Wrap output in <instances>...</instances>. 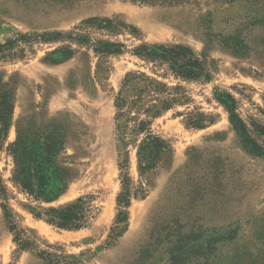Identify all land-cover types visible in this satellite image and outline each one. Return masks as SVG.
<instances>
[{"label":"rangeland","instance_id":"374dc122","mask_svg":"<svg viewBox=\"0 0 264 264\" xmlns=\"http://www.w3.org/2000/svg\"><path fill=\"white\" fill-rule=\"evenodd\" d=\"M95 18L120 26L99 30L84 24ZM237 32L259 53L239 56L220 44L222 36ZM55 34L86 37L92 44L37 40ZM9 41L13 47L0 55V80L15 104L8 135L0 138V178L8 188L14 231L0 200V264H264V135L258 132L264 128V0H0V43ZM102 43L125 45L128 52H96ZM142 45L191 47L207 59L211 83L179 79L167 67L132 55ZM129 74L180 87L187 97L186 104L159 116L146 113L149 98L132 108V117L151 120L154 133L172 146V155L146 176L132 147L134 122L127 125L128 147L118 143L122 122L116 121L115 102ZM215 89L234 96L260 155L245 149ZM136 94L125 93L129 101ZM197 112L215 123L190 127L188 116ZM19 135L29 144L62 135L59 164L73 179L44 207L91 196L90 227L59 230L27 210L30 202L12 182L8 150ZM125 151L137 195L127 226L115 223Z\"/></svg>","mask_w":264,"mask_h":264},{"label":"trees","instance_id":"16d2710c","mask_svg":"<svg viewBox=\"0 0 264 264\" xmlns=\"http://www.w3.org/2000/svg\"><path fill=\"white\" fill-rule=\"evenodd\" d=\"M61 1V0H56ZM133 3L153 5H183L192 3L194 0H123ZM229 2L233 0H227ZM95 29H114L119 27V23L111 19H90L84 23ZM255 27V23H251ZM213 38V35H210ZM22 36L21 40H26ZM71 40L82 45H91L92 39L86 37H74L73 35L55 34L51 36L38 35L37 40L42 42H53L58 40ZM220 44L235 55L247 56L258 54L259 49L247 43L241 33L237 32L230 36H222ZM102 48H95L96 52L108 55H122L128 52L125 45L114 43H102ZM13 47V41L7 44L0 43V55L6 53ZM59 51H56L57 53ZM66 56L72 55L71 51L64 50ZM132 55L150 64L165 66L177 78L185 81H205L211 83L212 75L207 69V59L198 56L191 47L184 45H142L131 51ZM9 85L0 80V138L7 137L14 112L15 95L8 89ZM136 92V99L129 101L125 93ZM172 92V93H171ZM174 92V94H173ZM215 100L220 103L229 114V121L240 137L245 149L253 154L260 155L258 149L262 147L253 139L247 123L237 113V102L230 93L222 92L219 89L214 91ZM150 99V107L146 113L154 112L155 116L161 115L164 111H169L174 105L186 104L187 97L180 87L169 89L158 81L149 79L145 75L129 74L122 82V88L117 96L115 107L117 109L116 121L122 122L118 125V143L121 147H128L127 125L134 122L132 130V147L137 150L138 166L142 176L155 171L162 160L172 155V146L169 141L152 130L151 120H141L132 117V108ZM215 123V119L204 113H194L188 116L187 124L196 129H204L207 125ZM260 135H264V128H261ZM23 135V134H22ZM47 141L43 139L37 143H28L27 139L19 135L18 140L8 149L14 159V170L12 182L20 188L26 195L30 204L26 207L34 218L46 222L48 225L64 231H80L91 226L92 197L82 196L75 201L60 207H44V204H52L64 193L69 182L73 179L71 173H67L60 164L64 149L62 145V135H53ZM61 138V140H60ZM125 158L119 161L121 171L120 178L122 191L117 198L118 214L116 225L129 222V209L136 193L132 189V181L129 176V153L124 152ZM0 200L1 208L8 224L9 230L14 231L12 209L10 208V198L8 188L3 179L0 178ZM200 250H203L199 247Z\"/></svg>","mask_w":264,"mask_h":264},{"label":"bare ground","instance_id":"6f19581e","mask_svg":"<svg viewBox=\"0 0 264 264\" xmlns=\"http://www.w3.org/2000/svg\"><path fill=\"white\" fill-rule=\"evenodd\" d=\"M69 198H71L70 196H69ZM68 200V199H67Z\"/></svg>","mask_w":264,"mask_h":264}]
</instances>
